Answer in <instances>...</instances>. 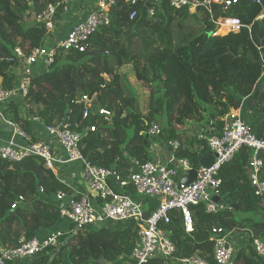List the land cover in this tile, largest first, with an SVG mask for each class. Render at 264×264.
Instances as JSON below:
<instances>
[{
	"label": "trees",
	"instance_id": "obj_1",
	"mask_svg": "<svg viewBox=\"0 0 264 264\" xmlns=\"http://www.w3.org/2000/svg\"><path fill=\"white\" fill-rule=\"evenodd\" d=\"M57 1L0 0L1 88L11 90L17 83L15 70L21 62L15 49L28 55L45 44L47 32L43 26L27 21L29 12H42ZM135 10L140 12L141 6L118 0L112 24L100 29L84 52H59L48 70L34 75L28 97L11 104L7 111L31 134L34 125L21 117L22 110L28 118L39 117L46 125L69 123L73 130L83 133L80 147L84 157L122 176L129 174L128 156L143 163L154 159L147 132L157 117L164 115L163 138L167 142L178 140L180 147L175 155L198 169L208 147L203 141V149L195 148L197 141L186 123L215 121L222 129L224 118L242 106L245 116L264 117V0H234L230 7L214 4L213 20L239 19L244 26L240 32L217 35L216 23L204 12L193 15L166 5L155 19L140 12L131 20ZM60 14L61 9L58 20ZM190 20L202 22L203 28L193 32ZM190 76L194 79L191 90L185 82ZM131 77L144 90L149 89L151 100L156 102L157 106L151 103L147 113L135 111L136 102H141ZM91 94L88 117L78 123L79 102ZM206 107L212 109L209 118L205 116ZM101 110L111 113V123ZM92 127L98 130L91 132ZM256 132L264 137V118ZM249 159L248 150L240 151L220 172L223 198L228 197L231 211L211 214L204 205L193 206L191 234L186 233L181 215H172L165 229L175 246L176 259L198 255L216 264L211 230L218 227L233 231V237L240 233L246 236V247H239L232 264H264L252 249L254 240L264 243V201L251 186ZM261 178L264 181V170ZM59 191L71 192L40 158L18 163L0 158V249L19 247L22 240L29 241L40 231L60 227L59 209L53 202ZM19 198L23 201L12 209ZM155 208L151 203L146 215ZM33 212L37 213V223ZM256 213L260 217H254ZM137 241L135 222L120 229L80 231L71 235L58 253L44 251L28 264H134L131 255ZM148 264L165 261L155 258Z\"/></svg>",
	"mask_w": 264,
	"mask_h": 264
},
{
	"label": "built area",
	"instance_id": "obj_2",
	"mask_svg": "<svg viewBox=\"0 0 264 264\" xmlns=\"http://www.w3.org/2000/svg\"><path fill=\"white\" fill-rule=\"evenodd\" d=\"M122 1L129 5H140L141 14L148 19H155L166 5L174 10H187L193 15L204 12L209 14L217 25L214 35L219 34L223 28L228 32H240L244 27L239 19L213 20L214 4L230 7L234 0ZM117 2L118 0H58L56 3L48 4L42 12L37 13L33 10L28 14L27 21L30 20L33 25L43 26L47 37L43 46L34 49L28 55L20 48L15 49L16 58L23 68L22 73L18 76L13 89L5 90L0 87L1 123L12 129V136L8 140H0V158L12 163L32 157L40 158L45 167L71 192L59 191L53 196L62 225L56 230L48 231L42 237L37 236L29 241L22 240L19 247L1 248L0 264L33 261L47 250H51L54 255L75 233L103 230L113 227L114 223L131 222L138 226V241L131 255L134 264H148L155 258L164 259L165 264H210L198 255L176 259L175 246L165 227L171 224L172 215L177 212L183 219L186 233L191 234L194 227L191 210L193 206L204 205L206 211L211 214L231 211L230 204L223 200V181L220 172L243 150L250 153L247 172L251 186L255 194L264 201V181L261 178L264 170V137H260L245 120L243 106L224 118L225 125L222 129L216 126L215 121H211L199 125L191 132L197 141L196 149H203L202 142L205 141L208 152L216 156L210 168L200 166L195 169L187 159L176 156L175 151L179 149L180 142L171 140L167 142L169 159H161L156 152L158 150L155 149L152 150L154 159L145 163L128 156V176L120 175L115 169L98 167L87 160L80 147L83 133L73 130L69 123L62 121L55 125H46L39 117L28 118L26 112L22 110L21 117L34 125L31 134L9 114L7 109L11 104L19 103L28 97L32 88V78L39 71L38 64L42 63L48 69L61 51L84 52L90 39L100 29L112 24V11ZM87 3H93L94 8L86 20L74 24L64 39L47 50V39L52 38L57 31L59 10L61 9L60 15L63 17L70 13L74 5ZM140 12L136 10L132 12L130 19L135 20ZM247 28L250 30V27ZM83 100H88V97ZM88 107L83 119L88 117ZM100 114L108 123L112 122L109 111L101 110ZM97 130V127L90 128L91 132ZM162 132L163 127L154 122L147 135L150 139H163ZM192 170L197 173L196 180L188 186L183 185L182 179ZM215 198H218L217 202ZM21 201L23 198H19L12 209H16ZM151 203L156 204V208L147 216ZM211 231L215 263L232 264L239 250L238 244L232 238L234 232L218 227ZM252 249L264 260L262 241L254 240Z\"/></svg>",
	"mask_w": 264,
	"mask_h": 264
},
{
	"label": "crops",
	"instance_id": "obj_3",
	"mask_svg": "<svg viewBox=\"0 0 264 264\" xmlns=\"http://www.w3.org/2000/svg\"><path fill=\"white\" fill-rule=\"evenodd\" d=\"M93 8H94L93 3H87L85 5L81 4L79 6L74 5V7H72L70 13L63 16L61 18V20L58 21L57 31L52 36V38H50L49 41L46 43V49L50 50L55 44H57L59 41L64 39L74 24L86 20V18L88 17V15L90 14V12ZM261 18H262V16H261ZM37 67L39 68V71H37L36 74H40L43 71H46V67L43 66L42 63L41 64L39 63ZM22 69H23L22 65H20V67L15 70V72L17 73V76H19L22 73ZM131 83L136 89H138L139 97L142 93L148 92V90H144L142 87L139 86L137 80L134 77H131ZM158 96H160V94ZM244 118L250 125L253 126V128H254L253 130H257L259 124L262 122L264 117L256 115V114H252V115L247 114L246 116L244 115ZM198 127H199V125L197 124V125H194V127L191 130H189L188 127H187V129L191 133L194 129H196ZM11 136H12V129L9 126L1 123L0 124V140H8ZM150 140H151V151L154 149L158 150L156 152L159 154V157L161 159H163V160L169 159L170 153H169L168 148H167L168 147L167 141L164 138L163 139L162 138L161 139H150ZM74 169H75V167H74ZM71 171H73V170H71ZM75 171H76V169H75ZM226 203L230 204L229 199H228V201H226ZM260 215H261L260 213H256L253 216L254 217H260ZM57 228H59V227L53 228L51 230L40 231L39 236L42 237V236H44L45 233H48V231L50 232V231L56 230ZM238 238H246V236L243 234H240L239 236L236 235L233 238V241L236 242V240ZM16 264H21V262H17Z\"/></svg>",
	"mask_w": 264,
	"mask_h": 264
},
{
	"label": "rangeland",
	"instance_id": "obj_4",
	"mask_svg": "<svg viewBox=\"0 0 264 264\" xmlns=\"http://www.w3.org/2000/svg\"><path fill=\"white\" fill-rule=\"evenodd\" d=\"M189 26L191 27V30L193 31V32H195V33H197L199 30H201L202 28H203V23L202 22H198V23H196L194 20H190L189 21ZM228 31L227 30H225L224 28L223 29H220V31H219V34H224V33H227ZM49 41V39H47V42ZM141 46V45H140ZM139 46V47H140ZM185 82H186V84H188V86H191V87H189V90H191V88H192V86H193V83H194V79H192L191 78V76H190V78H185ZM155 90H156V92H158L157 91V88H155ZM142 91V90H141ZM140 91V92H141ZM142 93V92H141ZM159 95V94H158ZM161 96H162V94H160ZM201 95V94H200ZM194 97V96H193ZM140 102L141 103H139V109L141 110V111H143L144 113H147L148 112V110H149V107L151 106V103H152V106H157L156 105V102H155V100L154 101H152L151 100V97H150V90L148 89V92L147 93H142L141 95H140ZM205 105V104H204ZM207 108V107H206ZM208 109V112H206L205 113V116H206V118H209V114H210V111L212 110L211 108H207ZM1 119H0V124H1ZM156 122L157 123H159L162 127H165V124H166V117L164 116V115H159L158 117H157V120H156ZM187 124V127H188V129L189 130H191L193 127H194V125H197L198 123H196V122H188V123H186ZM252 126V125H251ZM252 129H254L253 128V126H252ZM256 131V130H255ZM130 134H132V132H129ZM141 200H143V199H141ZM223 200H225V202L226 201H228V197H225V198H223ZM125 226V224H118V223H114L113 224V227L114 228H117V229H120V228H123ZM240 234H243V233H240ZM239 236V235H238ZM232 238H234V237H232ZM243 239V240H242ZM246 241H247V239L246 238H238V241L236 242L237 244H238V246L239 247H246ZM17 263V262H16ZM16 263H13V264H16ZM21 264H28V261H23V263L21 262Z\"/></svg>",
	"mask_w": 264,
	"mask_h": 264
},
{
	"label": "water",
	"instance_id": "obj_5",
	"mask_svg": "<svg viewBox=\"0 0 264 264\" xmlns=\"http://www.w3.org/2000/svg\"><path fill=\"white\" fill-rule=\"evenodd\" d=\"M144 12H145V9H144L143 13ZM92 97H93V94H91L88 97V100H81L79 102L80 114H79V118H78V123H80L83 120L84 112H85L86 108L88 107L89 102L92 100ZM135 111L137 113L139 112V103L138 102H136ZM215 158H216V156L212 152L209 151V152L205 153L204 156L202 157V159L200 161V165L202 167H205V168H210L214 164ZM196 178H197V173L195 170H192L185 175V177L182 179L181 183L185 186H188L192 182H194L196 180ZM38 191L39 192L41 191L40 188ZM214 200L217 202L218 198H215ZM33 216H34V222L37 223L38 222L37 213L33 212ZM35 230H38V226H36Z\"/></svg>",
	"mask_w": 264,
	"mask_h": 264
},
{
	"label": "clouds",
	"instance_id": "obj_6",
	"mask_svg": "<svg viewBox=\"0 0 264 264\" xmlns=\"http://www.w3.org/2000/svg\"><path fill=\"white\" fill-rule=\"evenodd\" d=\"M201 166V165H200Z\"/></svg>",
	"mask_w": 264,
	"mask_h": 264
}]
</instances>
